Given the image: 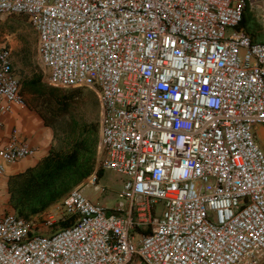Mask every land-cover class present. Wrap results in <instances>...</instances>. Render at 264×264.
I'll return each mask as SVG.
<instances>
[{
  "label": "built area",
  "instance_id": "obj_1",
  "mask_svg": "<svg viewBox=\"0 0 264 264\" xmlns=\"http://www.w3.org/2000/svg\"><path fill=\"white\" fill-rule=\"evenodd\" d=\"M246 0H0L26 16L55 87L99 94V163L124 176L113 211L97 169L46 234L0 210V264H262L264 41ZM25 103L0 41V115ZM37 149L13 139L5 164ZM163 207L159 208L158 204ZM59 219V220H60Z\"/></svg>",
  "mask_w": 264,
  "mask_h": 264
},
{
  "label": "rangeland",
  "instance_id": "obj_2",
  "mask_svg": "<svg viewBox=\"0 0 264 264\" xmlns=\"http://www.w3.org/2000/svg\"><path fill=\"white\" fill-rule=\"evenodd\" d=\"M246 3L247 24L240 29L243 28L256 41H264V0H246ZM0 23L1 25L4 23L9 25L0 35V41L13 51L14 64L20 77L22 90L24 81L34 79L37 75H41V81L47 88L55 87L48 83L47 71L38 54L37 34L30 25L28 18L26 16L0 15ZM55 88L59 90L58 96H47L45 101L29 91L25 92L26 96L23 92V96L26 102L28 100L36 110L50 119L59 138L58 142L62 145L65 144L70 127L74 123H79L81 126L86 125L91 129L97 128L100 141L102 104L97 90L92 87ZM60 99L62 100L60 101ZM62 101L68 103L66 107L63 106L65 110L61 106ZM55 112L59 114L56 115ZM260 131L264 133V126H260ZM261 132L259 137L262 139ZM99 170L103 172L101 176ZM97 172L100 184L104 189L103 191H95L88 188L87 194L94 202L113 211L118 201V191L121 188L124 176L115 171L104 169L101 163H98ZM57 206L58 203H55L41 214L31 218L35 230L49 234L63 226V221L60 219L61 210ZM158 206L161 208L163 204L159 203ZM262 264H264V260Z\"/></svg>",
  "mask_w": 264,
  "mask_h": 264
},
{
  "label": "trees",
  "instance_id": "obj_3",
  "mask_svg": "<svg viewBox=\"0 0 264 264\" xmlns=\"http://www.w3.org/2000/svg\"><path fill=\"white\" fill-rule=\"evenodd\" d=\"M6 24L1 25L0 23V35L9 26ZM246 24L244 13L239 28ZM40 76L37 75L34 79L24 81L22 93L29 91L40 99L43 98L44 101L47 96H58L59 90L55 87L47 88ZM67 104L62 101V108ZM42 116L48 125H52L45 114L42 113ZM89 128L86 125L81 126L79 123H74L70 127L64 145L61 143L60 146L53 147L50 153L35 166L10 176L8 182L11 195L10 205L15 208L19 216L31 220L32 217L41 214L59 202L70 190L98 168V129ZM102 174L103 172L99 170V175ZM62 223L63 226H68L70 221L63 220Z\"/></svg>",
  "mask_w": 264,
  "mask_h": 264
},
{
  "label": "crops",
  "instance_id": "obj_4",
  "mask_svg": "<svg viewBox=\"0 0 264 264\" xmlns=\"http://www.w3.org/2000/svg\"><path fill=\"white\" fill-rule=\"evenodd\" d=\"M13 139L25 141L37 149L34 155L6 163L5 171L0 173V210L16 212L10 205V176L35 166L61 143L54 127L48 125L42 114L26 99L24 104L13 103L0 115V147L10 144Z\"/></svg>",
  "mask_w": 264,
  "mask_h": 264
}]
</instances>
